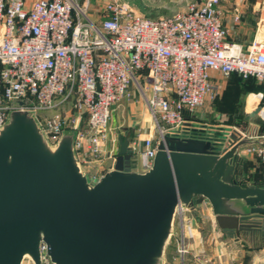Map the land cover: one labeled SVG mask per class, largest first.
I'll use <instances>...</instances> for the list:
<instances>
[{
  "label": "built area",
  "instance_id": "built-area-1",
  "mask_svg": "<svg viewBox=\"0 0 264 264\" xmlns=\"http://www.w3.org/2000/svg\"><path fill=\"white\" fill-rule=\"evenodd\" d=\"M90 1L0 0V127L12 111H28L51 146L74 130V153L89 184L115 159L119 134L110 118L131 83L158 132L157 139L129 142L131 163L137 156L146 171L163 133L206 124L196 112L217 94L218 76L264 82V41L243 49L226 40L220 9L226 0H192L157 19L133 14L120 0H107L94 18ZM64 107L74 117L66 118ZM248 137L260 143L246 152L264 162L263 135ZM185 209L178 206L174 214L182 226ZM177 251H185L182 241ZM39 252L40 264H53L43 242Z\"/></svg>",
  "mask_w": 264,
  "mask_h": 264
},
{
  "label": "water",
  "instance_id": "water-1",
  "mask_svg": "<svg viewBox=\"0 0 264 264\" xmlns=\"http://www.w3.org/2000/svg\"><path fill=\"white\" fill-rule=\"evenodd\" d=\"M75 136L67 130L51 146L28 111L0 127V264H40L41 242L53 264H162L176 208L194 209L197 196L229 238L264 236V186L237 180L241 147L259 140L194 124L163 133L151 167L138 172L118 135L111 168L89 184Z\"/></svg>",
  "mask_w": 264,
  "mask_h": 264
},
{
  "label": "rangeland",
  "instance_id": "rangeland-1",
  "mask_svg": "<svg viewBox=\"0 0 264 264\" xmlns=\"http://www.w3.org/2000/svg\"><path fill=\"white\" fill-rule=\"evenodd\" d=\"M106 1L91 0L88 13L94 18L100 17ZM120 1L128 5L133 14L157 19L170 17L184 10L187 3L192 0ZM259 40L264 41L263 38ZM217 80L219 90L213 98L208 97L205 101L209 104V111L204 113L205 115L202 114L206 119L200 120V123L220 127L223 130H237L246 137L260 135L264 137V114L253 117L248 115V111L253 110L257 105L258 96L255 94L264 92V82L256 80L257 84H255L242 79L222 76H218ZM254 87H257L258 90L252 89ZM129 91L130 95L123 98L120 104H116L111 114L110 125L113 132L121 136L134 137L137 143L148 136L157 139L158 132L153 126L144 99L138 93L134 83H131ZM122 102L124 103L121 104ZM62 113L68 119L74 117L68 107H64ZM196 115H198L197 112ZM83 123L84 119L81 120L80 125ZM140 135L143 138H140ZM255 139L257 138L255 137ZM247 155L246 170L250 179L262 180L264 177L262 162L250 152ZM185 211L189 212L190 209L187 208ZM181 241L185 250L183 253L177 251ZM245 257L249 258L246 249L241 245L236 246L234 239L229 238L218 229L212 214L208 213L207 218L202 213L197 215L193 213L185 220L183 226L179 222L178 216H175L162 264H236ZM22 264L33 263L26 257Z\"/></svg>",
  "mask_w": 264,
  "mask_h": 264
},
{
  "label": "crops",
  "instance_id": "crops-1",
  "mask_svg": "<svg viewBox=\"0 0 264 264\" xmlns=\"http://www.w3.org/2000/svg\"><path fill=\"white\" fill-rule=\"evenodd\" d=\"M30 1L31 0H28V3H30ZM220 9L222 12V23L224 27L228 30L226 35L227 41L237 43L241 45L243 49H245L252 41L259 40L260 38L264 39V0H226L221 3ZM235 18H237V20ZM255 95L258 96V101L256 105L257 107L258 105H260V101L263 97V94L258 93ZM123 103L124 102H122L121 104ZM208 107H209L208 102H204V104L198 109L199 110L197 111L198 115H196L198 122H201L200 120L206 119L202 114L204 113L206 114V112L209 111ZM251 111L252 110L248 112L250 113ZM123 137H127L129 142L135 141L134 137L132 138L126 135H124ZM141 137L143 138L142 135H140V138ZM247 146L248 145H244L240 149V159L241 162L244 164L247 163V158H248L246 152ZM111 166L112 163L106 162L102 167L99 168L98 174L99 175L104 174L106 171H108L111 168ZM131 168L138 172L143 171L140 168L139 159L137 156L134 157V159L132 160ZM239 171H240V179L244 181L243 183L253 184L255 182L253 179H250V175L248 174L244 166L240 167ZM192 212L195 213V215L202 213L204 216H207V218H208V213L212 214L210 205L208 201L204 198H201L200 200L196 199L194 202V209L190 210L189 212H185L184 216L189 218L190 215H193ZM263 237L264 236H262L261 233L257 232L254 235H247L245 236V238H241L240 241L234 240V244L236 246L238 245L243 246L246 249L247 255L249 256V258L245 257L236 264H264ZM190 264H196V263H190Z\"/></svg>",
  "mask_w": 264,
  "mask_h": 264
},
{
  "label": "trees",
  "instance_id": "trees-1",
  "mask_svg": "<svg viewBox=\"0 0 264 264\" xmlns=\"http://www.w3.org/2000/svg\"><path fill=\"white\" fill-rule=\"evenodd\" d=\"M229 78H237V79H242V80H244V81H249V82H251V83H255V84H257V82H256V79L254 78V77H248V78H242L240 75H238V74H236V73H231L229 76H228ZM252 89H254V90H258L257 89V87H254V88H252ZM263 94V97H262V99H261V101H260V105L262 106L263 104H264V92L262 93ZM190 130V129H189ZM192 130V129H191ZM196 131H199V130H196ZM248 164V161H247V163H242L241 162V159H240V161H239V164H238V167H237V174H238V176H237V180L239 181V183H243L244 181H242L241 179H240V171H239V169H240V167H242V166H244V168L246 169V165ZM263 166H264V162H262L261 163ZM253 179V178H252ZM248 180V179H247ZM255 182L253 183L254 185H257V186H264V177H263V179L262 180H257L256 178L255 179H253ZM246 184V183H245ZM199 198H202V197H200V196H197L196 197V199H199ZM195 199V200H196ZM195 200H194V202H195ZM264 238V237H263Z\"/></svg>",
  "mask_w": 264,
  "mask_h": 264
},
{
  "label": "bare ground",
  "instance_id": "bare-ground-1",
  "mask_svg": "<svg viewBox=\"0 0 264 264\" xmlns=\"http://www.w3.org/2000/svg\"><path fill=\"white\" fill-rule=\"evenodd\" d=\"M264 112V108L261 109L258 115L263 116L262 113ZM264 114V113H263Z\"/></svg>",
  "mask_w": 264,
  "mask_h": 264
}]
</instances>
